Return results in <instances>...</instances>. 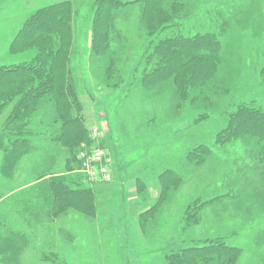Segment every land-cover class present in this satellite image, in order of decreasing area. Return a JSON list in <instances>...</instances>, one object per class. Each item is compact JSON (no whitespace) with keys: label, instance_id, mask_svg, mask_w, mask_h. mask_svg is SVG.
I'll use <instances>...</instances> for the list:
<instances>
[{"label":"rangeland","instance_id":"obj_1","mask_svg":"<svg viewBox=\"0 0 264 264\" xmlns=\"http://www.w3.org/2000/svg\"><path fill=\"white\" fill-rule=\"evenodd\" d=\"M63 1L74 7L73 36L67 44L71 79L83 104L86 127L90 131L96 127L100 133L97 140L85 144L109 149L117 167L101 181L102 185L98 184L100 187H93L97 191L94 202H100L101 214L61 209L50 216L52 199L44 196L47 191L42 185L62 174L47 173L51 160H41L42 153L36 147L39 142L48 143V137L60 127L55 124L54 106L41 105L43 99L36 101L29 109L33 113L27 111L21 120L29 131V136L23 134L27 140H16L10 136L7 123L25 92L9 103L4 97L0 132L8 133L0 147V215L10 224L5 225L7 232L0 230V264H168L169 253L201 248L212 241L241 248L236 264H264V174L256 175V169L249 167L253 160L247 157L248 146L243 141L233 140L228 149L221 150L224 146L215 139L238 102L256 100L264 108V0H190L185 11L168 15V9H163L157 23H142L140 7L121 9L112 25L117 41L112 43L120 46L114 53L120 70L115 77L98 70L106 62L96 63L98 59H111V53L96 58L93 51L95 0H0V65L36 56V49L15 47L13 51L15 36L37 9ZM239 5L242 8L238 9ZM179 19L183 25L168 26ZM156 25L153 35L151 26ZM163 25L165 31L161 30ZM178 29L190 36L217 34L226 50L218 82L214 90L206 91L208 99L200 102L180 101L171 83H160L149 90L142 86L141 67L147 62L145 51L153 48L151 39L159 40L162 33ZM200 145L210 146L211 154L202 152L201 157L187 159L189 150ZM80 146L78 152L84 144ZM67 150L70 153L64 145L63 151ZM77 163L78 169L73 161L66 172L76 174L80 170ZM168 167L183 181L161 200L156 193L149 194V201L155 199L151 205L160 202L154 207L159 222L149 223L142 232L145 219L137 215L145 204L138 207L131 203L137 201L138 184L161 186L160 174ZM87 183L82 177L84 188ZM117 186H127L123 203ZM198 199L206 203L193 214L191 205ZM45 211H49L48 216ZM15 222L23 233L15 229ZM36 222L44 227L26 233L23 223L36 226ZM58 225L63 229L60 233ZM10 228L20 235L10 239L23 236L27 243L9 241Z\"/></svg>","mask_w":264,"mask_h":264},{"label":"trees","instance_id":"obj_2","mask_svg":"<svg viewBox=\"0 0 264 264\" xmlns=\"http://www.w3.org/2000/svg\"><path fill=\"white\" fill-rule=\"evenodd\" d=\"M189 2L190 0H95L96 6L92 21L93 51L96 54L95 57L98 58H102L108 51L111 53L109 57L111 59H98V63L106 62V65L100 66L101 69L98 70H103V74H113V77L115 74H120L118 61L114 57L116 49H120V46H114L112 43L113 40L115 43L117 42L112 32V25H114L118 11L124 8L128 10L140 7L142 23H145L146 20L157 23L158 20H161L158 15L164 12L163 9H168L166 13L168 15L173 11L182 12L187 10ZM73 8L69 1L51 3L37 9L25 20L13 41V51L17 47L23 51L36 49L38 53L29 61L0 65V111L6 106L1 102L4 97H8L7 103H9L15 101L21 91L25 92L19 98L16 107L14 106L12 119L10 118L11 121L7 124L11 129L10 136H14L16 140H27L23 134L29 136V131H26L27 125L21 122L22 118L27 113H33L29 109L36 104V101L43 99L41 105H53L55 124H60V127L54 130L51 136L59 137L60 143L71 149L70 163L74 161L76 164L79 162L78 149H80V145L91 144L94 139L86 127L82 115L83 104L71 79L69 68L70 47L67 44L73 36ZM239 8L242 7L239 5ZM243 13H247V11ZM228 21L232 22V19L230 18ZM172 24L183 25L180 19L173 20L168 26ZM163 26L161 30L165 31L167 28L165 25ZM151 27L150 33L154 35L157 25ZM182 31L170 34L165 32L162 33L163 35L159 31L161 34L159 40L158 38L151 39L150 46L153 48L151 47L150 51H145L144 57L147 58V62H145V66L141 67L144 72L142 86L149 90V88L157 87L160 83H171L180 101L200 102L208 99L206 91L214 90L215 82L225 66L224 53L226 50L217 34L205 32L203 35L190 36L183 34ZM238 103L236 109L228 113L226 127L215 136V139L217 144L224 146L221 150L228 149L226 146L233 140L243 141L248 146V151L246 149L245 152L247 157L253 160L249 167L256 169V175L263 176L264 108L260 107L256 100ZM38 109L36 110L38 111ZM0 133H2L0 134V147H2L5 144V136L8 131ZM17 143L21 142L17 141ZM202 152L211 154V147L197 146L189 150L186 157L189 160L193 155L201 157ZM236 164L238 170L241 171L240 165ZM243 167L245 168V166ZM74 168H79L78 163ZM171 169L168 167L160 174L164 183L162 184V198L171 189L180 186L183 181V177ZM242 172L245 174V171ZM82 177L85 180L83 175ZM42 186L47 191L44 196L52 199L49 215L58 214L61 209H64L65 212L71 209L83 212L90 210L93 215L95 214V193L91 188L71 187L65 176L50 179ZM204 202L198 199L191 205V209H194L193 214L198 208L201 209L204 206ZM15 214L18 215V213ZM190 215L189 212V218ZM1 218L0 215V229L5 226ZM9 231V238L6 237L9 241L14 243L18 241L20 244L22 242L24 245L27 243L28 240L22 238L23 236L10 239L12 235L20 236L21 232ZM241 253L242 250L239 247L229 246L222 241H212L201 248L193 246L176 253H169L167 261L168 264H210L217 260L218 264H225V261L226 264H236Z\"/></svg>","mask_w":264,"mask_h":264},{"label":"crops","instance_id":"obj_3","mask_svg":"<svg viewBox=\"0 0 264 264\" xmlns=\"http://www.w3.org/2000/svg\"><path fill=\"white\" fill-rule=\"evenodd\" d=\"M96 58H98V57H96ZM94 62H96V61H94ZM96 63H98V61ZM48 139L50 140L48 143H45V142H41L40 143L39 142L37 144V147H36L37 149L36 148H33L34 150L36 149V151L42 153V156L40 158L41 160H46L47 159V162H48V159L51 160L50 161V164L51 165H50V167H48L49 168L48 169L49 172H47V173H50V172H58L59 174H62V176L67 177V179L69 178L68 181H69L70 184H72L71 187L83 186L82 185V175L83 174L80 175V171L79 170L78 171H75L76 174H74V173L71 174V173L66 172L67 170H70L72 168L73 162L70 163L71 155H70V153H68V150L67 151H63L64 145H62V143H60L59 137H57V136H50V137H48ZM61 147H62V151H61ZM59 153H61V155H59ZM114 158H115V155H114ZM1 161H2V157H1ZM76 165H77V163L76 164L74 163V166H76ZM47 166H49V165H47ZM116 167H117V165H116ZM116 167H115V169H116ZM49 177H51V176H49ZM49 177L47 179H49ZM70 177H72L73 179H71ZM78 177L80 178V180L77 179ZM84 178H85V180H87L85 176H84ZM137 180H138V178H137ZM88 182H90V181H88ZM100 183L101 182H99V183H92V182H90V184L87 183L85 185V187L86 188H91L94 191L95 195H96L97 194V191L93 187H96V186L97 187H100V186H98V184H100ZM100 185H102V184H100ZM106 186H108V188H109L110 185H106ZM101 187H104V186H101ZM126 187L117 186L118 192L121 193L120 203L125 202V195L128 192V189L126 190ZM162 189H163V186L162 185L160 186L159 184L152 185V186H149L148 184H144V185L143 184H138L137 201L136 202H131V203H133L132 206H135L137 204L138 207H142L145 204V206L140 209V212L137 215V216H141L142 218L145 219V223L144 224H141L142 232H144V230L147 228V225L149 223H152L153 225H156L157 224L158 219L155 217V211L158 210V209H155L154 210V207H155V205H156V207H159L160 206V202L155 203L154 205H151L152 202H153V200H155V199H152L153 198L152 197L151 198V201H149V198H150L149 197L150 196L149 194L156 193L155 195L157 196V198L161 200V198H162V196H161ZM109 190H111V189H109ZM159 190H160V192H156V191H159ZM142 193H145V195H143ZM144 197H146V199ZM161 203H162V201H161ZM99 205H100V202L97 199V203L95 205V210L96 211H95V214L94 215L101 214L100 206ZM129 207L130 206H128V205L125 207L126 208V211H127L126 212L127 215H129ZM49 209L50 208H48L46 210H49ZM49 211H45L44 214L46 215V213L49 212ZM13 214H15V213H13ZM15 215H17V214H15ZM46 216H48V215H46ZM179 219L180 218L177 219V222H179ZM1 220L4 223V220L5 219L3 218ZM41 220L42 219H40L39 221H41ZM12 221H13V219H11V222ZM16 223L17 222L14 223L15 224L14 225L15 229L16 230H19L21 233H23V231H22L23 228L17 226ZM4 224L7 225V224H10V223H4ZM23 226L24 227L26 226L25 227V232L28 230L29 232H32L33 233L34 230H37L39 227H41L43 225L41 223H37L36 222V226H35V224H34V226H31V223H29V225H27L26 223H23ZM3 227H4L5 231L7 232V229L5 228V226H3ZM13 229L14 228H12V230ZM0 230H2V229H0ZM10 230H11V228H10ZM62 230L63 229L58 225L57 233L62 232ZM9 234H10V232H9Z\"/></svg>","mask_w":264,"mask_h":264},{"label":"built area","instance_id":"obj_4","mask_svg":"<svg viewBox=\"0 0 264 264\" xmlns=\"http://www.w3.org/2000/svg\"><path fill=\"white\" fill-rule=\"evenodd\" d=\"M91 136L94 140L100 137L96 127L91 130ZM78 161L80 162V172L86 179L92 183H99L111 175L115 170V160L109 149L103 146L87 147L84 144L83 149L78 152Z\"/></svg>","mask_w":264,"mask_h":264}]
</instances>
